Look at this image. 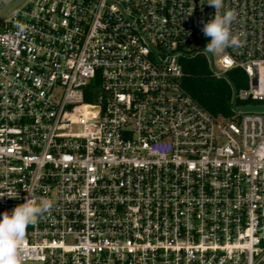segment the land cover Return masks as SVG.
Here are the masks:
<instances>
[{
  "label": "built area",
  "instance_id": "built-area-1",
  "mask_svg": "<svg viewBox=\"0 0 264 264\" xmlns=\"http://www.w3.org/2000/svg\"><path fill=\"white\" fill-rule=\"evenodd\" d=\"M225 10L243 43L216 60L207 0H27L0 21V218L54 201L22 263L264 264V0ZM198 55L245 72L231 116L184 90Z\"/></svg>",
  "mask_w": 264,
  "mask_h": 264
},
{
  "label": "clouds",
  "instance_id": "clouds-1",
  "mask_svg": "<svg viewBox=\"0 0 264 264\" xmlns=\"http://www.w3.org/2000/svg\"><path fill=\"white\" fill-rule=\"evenodd\" d=\"M207 4L215 8V15L208 22L203 23L201 31L210 41L205 46V51L222 56L225 50L230 47L242 46L243 33L234 34L232 24L236 20L234 10H225L224 0H207ZM190 15V14H189ZM14 198L15 194L4 193ZM31 198L25 203L16 206L11 214L5 211L0 218V264H22V251L27 245V229L35 225L38 218L50 212L54 201L46 198Z\"/></svg>",
  "mask_w": 264,
  "mask_h": 264
},
{
  "label": "trees",
  "instance_id": "trees-1",
  "mask_svg": "<svg viewBox=\"0 0 264 264\" xmlns=\"http://www.w3.org/2000/svg\"><path fill=\"white\" fill-rule=\"evenodd\" d=\"M183 70L182 86L201 106L213 115L229 117L233 114L234 91L247 87L243 70L233 69L226 78H216L204 55L185 59Z\"/></svg>",
  "mask_w": 264,
  "mask_h": 264
},
{
  "label": "rangeland",
  "instance_id": "rangeland-1",
  "mask_svg": "<svg viewBox=\"0 0 264 264\" xmlns=\"http://www.w3.org/2000/svg\"><path fill=\"white\" fill-rule=\"evenodd\" d=\"M27 0H0V21L9 18L15 10L21 7ZM213 55V54H212ZM218 56L213 55L214 60ZM22 264H40L38 262H27Z\"/></svg>",
  "mask_w": 264,
  "mask_h": 264
},
{
  "label": "snow or ice",
  "instance_id": "snow-or-ice-1",
  "mask_svg": "<svg viewBox=\"0 0 264 264\" xmlns=\"http://www.w3.org/2000/svg\"><path fill=\"white\" fill-rule=\"evenodd\" d=\"M225 62H226V63H230V61H227V60H226Z\"/></svg>",
  "mask_w": 264,
  "mask_h": 264
}]
</instances>
